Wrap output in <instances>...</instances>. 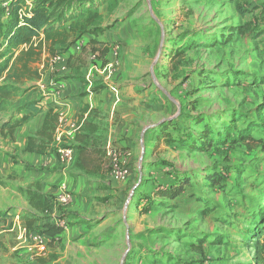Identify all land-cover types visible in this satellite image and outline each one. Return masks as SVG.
I'll use <instances>...</instances> for the list:
<instances>
[{"label": "rangeland", "instance_id": "1", "mask_svg": "<svg viewBox=\"0 0 264 264\" xmlns=\"http://www.w3.org/2000/svg\"><path fill=\"white\" fill-rule=\"evenodd\" d=\"M88 2L99 11L100 34L112 29L114 39L101 35L96 41L84 32L67 48L45 52L39 70L46 65L53 70V61L67 53L60 70L100 89L109 88L103 74L89 83L88 69L113 62L108 83L137 90V113L152 124L145 132L151 135L142 150L137 145L130 174L121 181L109 174L104 143L92 140L103 170L96 176L100 185L118 183L122 191L113 196L94 190L92 202L76 205L65 222L59 218L66 229L79 226L75 237L54 245L45 240L41 247L35 231L8 241L29 246L25 259L32 264H264V225L256 237L247 234L264 219V0ZM5 7L0 0V16ZM198 118H204L203 125ZM163 122H171L166 134L175 139L207 126L221 141L202 151L180 141L167 143L154 137ZM241 131L245 140H239ZM160 165L188 180L174 199L152 196L154 186L167 178L159 177ZM212 172L222 178L219 184L208 179ZM147 197L150 208H140ZM70 202L57 198L56 204L64 208Z\"/></svg>", "mask_w": 264, "mask_h": 264}, {"label": "crops", "instance_id": "2", "mask_svg": "<svg viewBox=\"0 0 264 264\" xmlns=\"http://www.w3.org/2000/svg\"><path fill=\"white\" fill-rule=\"evenodd\" d=\"M101 35L104 40H108V37L114 39L115 36L112 29H107L99 35L90 34L89 39L101 41ZM66 57L67 53H63L61 58L53 61L54 71L46 65L48 68H44L38 79L29 81V85H34L32 88L23 86L13 96L5 98L0 111V122L8 119L20 122L12 134L0 136V264H32L31 260L25 259L27 255L30 258V247H18L16 242L11 244L8 239H18L25 233L38 231L44 241L54 245L81 230L79 226L75 229L65 227L52 238L43 233L46 224H55L59 218L65 222V214L73 216L76 205L94 200L91 199L94 190L107 195L112 192L113 196L122 191L118 183L111 182L113 185L110 188L100 185L96 176L103 171L102 168L91 174L77 168L76 149L72 147L78 143L75 134L64 135L60 141L56 140L59 118L64 119L61 128L66 130L71 124L80 122L81 126L75 133L82 136L89 150L94 152L91 145L93 139L99 141L96 142L98 145L104 143L105 146L110 142L120 155H125L123 159L127 164L135 155L137 145L140 144L142 150L141 143L146 144L151 135L145 132L152 124L142 121L141 115L137 113L141 107L137 101L140 95L131 84H117L115 92L106 87L88 88L90 85L86 86L85 82L77 80L74 74L60 70ZM27 103H33L39 110L20 109ZM48 110L58 115L51 140L38 134ZM29 138L30 149H27ZM65 145L71 146L73 150L71 162H62L57 153V148ZM148 170L154 173L152 169ZM159 170V177L167 174L166 179L161 178L160 184L174 180L169 168L160 165ZM63 190L71 195L70 206L64 207L66 209L56 204ZM31 194L39 195L40 201L34 198L30 201ZM45 205L47 209L42 208Z\"/></svg>", "mask_w": 264, "mask_h": 264}, {"label": "trees", "instance_id": "3", "mask_svg": "<svg viewBox=\"0 0 264 264\" xmlns=\"http://www.w3.org/2000/svg\"><path fill=\"white\" fill-rule=\"evenodd\" d=\"M88 1L32 0L29 4L27 0H5V11L0 16V80H9L11 84L7 82L0 84V110L3 107L5 98H8L12 91H17L18 88H14L13 84L35 80L41 76L42 72L39 70V64L43 62L45 52L54 54L58 47L67 48L84 32L94 35L102 32L101 28L99 29L95 25L100 16L99 11L95 8V4H87L92 3ZM81 15L82 17L85 15L83 21L79 19ZM22 108H30L33 111L39 110L33 103H27L20 109ZM57 117L58 115L51 110L46 111L38 134H43L48 140H51ZM203 122L204 118L196 120V123L201 124ZM19 124V121L11 122L10 119L0 122V136L12 134ZM170 124L171 122L167 124L163 122L158 126L161 127V132L160 134L155 132L154 137L163 136L167 143L180 141L189 150L197 151L205 150L221 141L217 139V134L215 135L213 131L207 129V126H200L201 130L197 134L190 130L186 131L184 136L175 139L174 136L166 134L168 131L165 128ZM238 137L239 140H245L246 131H241ZM75 140L78 143L72 147L76 149L75 165L77 168L87 174L99 172L100 165L97 160V153L86 147L80 134L75 135ZM27 149H30V138ZM169 174L174 180L167 184L164 183V185L160 183L155 185L152 196L174 199L183 191L184 184L188 183V180L182 178L178 172L171 171ZM207 177L214 184H219L222 181V178L216 172L208 174ZM33 198L37 199L38 202L40 201V196L37 194L34 196L31 194L30 201ZM150 200L155 202L156 198H150ZM148 201L149 197L143 198L142 202H138L139 207L143 208L145 205L148 207ZM45 207L47 205L42 208ZM257 223H259V226H255L254 229L251 228L247 234L256 237L255 232H260L264 225V219L258 220ZM62 230L63 227L57 225V223H49L45 225L43 233L54 238ZM261 254H264V242L262 243Z\"/></svg>", "mask_w": 264, "mask_h": 264}, {"label": "built area", "instance_id": "4", "mask_svg": "<svg viewBox=\"0 0 264 264\" xmlns=\"http://www.w3.org/2000/svg\"><path fill=\"white\" fill-rule=\"evenodd\" d=\"M114 69V64L108 63L105 64V66L100 67L97 64H92L89 69L88 73L86 75V79L90 83V79L94 77L96 73L98 74H103V81L104 83L113 91L115 92L116 89L113 85L108 83V77L111 75L112 71ZM64 119L59 118V125H58V132H57V139L58 141L61 140L62 136H71L74 135L77 130H79L81 124L80 122H76L70 125L69 129H62L61 124L63 123ZM57 153L59 155V158L62 162H71L73 161L74 158V153L71 147L69 146H60L57 148ZM104 154L108 160V168H109V174L110 176L117 181H121L126 179L129 174H130V168L126 162L125 159L121 157L119 152L117 151V148H114L113 145L110 142H107L106 145L104 146ZM69 198H71L70 194L66 191L63 190L59 196L58 200L60 202H66ZM57 225L61 227H65L64 222H57ZM35 238H37L38 244H41L40 246L42 247V244L44 243L42 235H35Z\"/></svg>", "mask_w": 264, "mask_h": 264}]
</instances>
